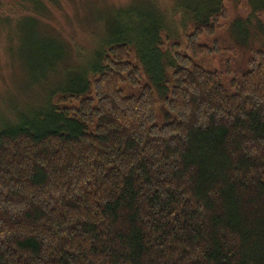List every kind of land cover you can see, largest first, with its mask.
Instances as JSON below:
<instances>
[{"label":"trees","instance_id":"obj_1","mask_svg":"<svg viewBox=\"0 0 264 264\" xmlns=\"http://www.w3.org/2000/svg\"><path fill=\"white\" fill-rule=\"evenodd\" d=\"M230 1L179 4L183 45L160 9L112 18L0 124V264H264V0ZM39 50L33 85L62 73Z\"/></svg>","mask_w":264,"mask_h":264},{"label":"rangeland","instance_id":"obj_2","mask_svg":"<svg viewBox=\"0 0 264 264\" xmlns=\"http://www.w3.org/2000/svg\"><path fill=\"white\" fill-rule=\"evenodd\" d=\"M26 1L27 3L20 7L16 0H7L2 14L0 13L1 16L4 15L7 18L9 16L12 20L10 23L0 24V124H3L5 120L11 121L14 114L22 111L24 104L26 107L35 109V106L40 104L43 93L52 88L55 83L59 86H68L67 75L65 77L64 73L79 68L88 70V67L93 64L95 49L99 47L105 33L107 34L106 24L112 18H125L131 14L136 16L142 11L160 14V9L168 21L167 25L173 41L183 45L185 43V30L181 25L183 14H179L175 8L181 3L188 2L190 3L188 8L191 9V6H194L196 10L203 2V0ZM243 1L246 4L247 0ZM245 4L241 5L238 1L228 2L227 8L232 21L247 16L248 10ZM20 17L28 19L22 20ZM262 20L264 21V14ZM37 26L44 33L43 39L40 38L38 42L35 38L39 37ZM11 32L17 35L12 41L9 40ZM257 40L256 42L262 41V36H258ZM60 41L61 44H59ZM40 46L54 53V56L63 51L61 62L56 65L58 71L64 74L62 79H60L62 73H57L56 75L59 76L54 78V75L49 72L51 76L45 85L31 83L33 72L27 64V59L31 58L33 61L40 59V61L46 60L51 63L54 58L45 56L42 50L36 51ZM208 65L218 70L222 69L220 58L212 59L210 63H205L204 67L209 69ZM32 67L33 71L37 70L35 63H32Z\"/></svg>","mask_w":264,"mask_h":264}]
</instances>
